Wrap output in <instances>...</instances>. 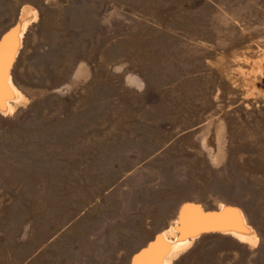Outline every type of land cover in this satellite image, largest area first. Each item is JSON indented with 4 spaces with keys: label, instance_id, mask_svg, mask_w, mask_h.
I'll return each instance as SVG.
<instances>
[{
    "label": "rangeland",
    "instance_id": "1",
    "mask_svg": "<svg viewBox=\"0 0 264 264\" xmlns=\"http://www.w3.org/2000/svg\"><path fill=\"white\" fill-rule=\"evenodd\" d=\"M23 9L0 264H132L155 241L162 264L182 209L221 206L256 244L189 234L171 264H264V0H0V43Z\"/></svg>",
    "mask_w": 264,
    "mask_h": 264
},
{
    "label": "bare ground",
    "instance_id": "2",
    "mask_svg": "<svg viewBox=\"0 0 264 264\" xmlns=\"http://www.w3.org/2000/svg\"><path fill=\"white\" fill-rule=\"evenodd\" d=\"M29 13L30 12H28L27 9H23L17 29L12 34L7 35L0 43V72L4 69L3 75L5 76V81L8 85H10L8 71L16 56L19 40L30 22V17L28 16ZM11 35L13 37L12 39L14 40V48L9 52V54H7L6 60L4 61V58H1V54L3 53V48L9 41ZM12 95L21 96L14 88L12 89ZM12 110L13 108H10V111ZM216 222H221V225L215 224ZM177 224H181L184 227L177 229ZM244 225V221L240 215L231 208L221 206L217 213H204L199 208H184L180 212V216L178 221H176L175 227L165 231L161 235L162 237H166L173 236L176 231L179 233V239L171 243V247L169 248L162 264H171L172 260L178 254L186 250L188 245L191 244V241L197 238L201 232H219L222 234H229L243 243L255 245L257 241L256 237L252 235H246L238 231V229H242ZM234 226L236 227L234 228ZM189 234L191 241L185 238ZM160 246V241H155L154 243L150 244L146 249L139 252L133 258L132 264H158V260L165 250H160Z\"/></svg>",
    "mask_w": 264,
    "mask_h": 264
},
{
    "label": "water",
    "instance_id": "3",
    "mask_svg": "<svg viewBox=\"0 0 264 264\" xmlns=\"http://www.w3.org/2000/svg\"><path fill=\"white\" fill-rule=\"evenodd\" d=\"M215 224H217V225H219V224H220V225H221V222H216ZM235 227H236V226H234V228H235ZM142 264H143V263H142Z\"/></svg>",
    "mask_w": 264,
    "mask_h": 264
}]
</instances>
